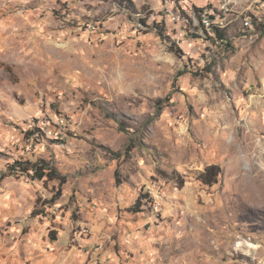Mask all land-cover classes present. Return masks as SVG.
Instances as JSON below:
<instances>
[{"label":"rangeland","instance_id":"rangeland-1","mask_svg":"<svg viewBox=\"0 0 264 264\" xmlns=\"http://www.w3.org/2000/svg\"><path fill=\"white\" fill-rule=\"evenodd\" d=\"M174 1L0 0V264H264V0Z\"/></svg>","mask_w":264,"mask_h":264},{"label":"trees","instance_id":"trees-1","mask_svg":"<svg viewBox=\"0 0 264 264\" xmlns=\"http://www.w3.org/2000/svg\"><path fill=\"white\" fill-rule=\"evenodd\" d=\"M119 5L122 8H126L131 12L137 13V8L133 0H118ZM184 15L187 17H190L189 11H193L194 14H196L200 22L202 24V27L204 30L208 32V34L213 31L215 36H210L211 38L215 40H225V29L217 26V24L214 23V20L210 26V29H207L205 24L203 23V15L206 14V16L210 17V19H215L217 12L208 11L205 8L198 7V6H187V7H181ZM146 23V21H144ZM153 28L158 32V34L162 37V39L169 43L171 41V37L167 34L166 27L164 23L155 22L153 25ZM170 49L176 53H181V50L176 47V45H170ZM43 133L46 135L43 128L36 126L33 128L31 132V136L36 135L37 133ZM10 174H28L30 175L31 179H37V180H46V181H54L59 180L60 186L66 183V177L61 173L60 169L52 162L46 160V159H39L37 161H15L12 165H10ZM221 167L217 164H212L206 167V169L201 173L200 179L203 183L207 185H213L217 182V179L219 175L221 174ZM59 195H61V189L59 190ZM59 197V196H58ZM58 197H54L51 199L52 203L57 200ZM56 239V238H54Z\"/></svg>","mask_w":264,"mask_h":264},{"label":"bare ground","instance_id":"bare-ground-1","mask_svg":"<svg viewBox=\"0 0 264 264\" xmlns=\"http://www.w3.org/2000/svg\"><path fill=\"white\" fill-rule=\"evenodd\" d=\"M166 3V2H165ZM184 4V0H175L174 1V5L175 4ZM166 4H168V3H166ZM170 4V3H169ZM184 14H183V11L180 13V14H178V16L175 18V10H168L167 12H166V14H165V19H166V21L167 22H170L171 20H174L175 19V24L174 25H176V24H178V23H180L181 21H183V19H184V16H183ZM208 17V16H207ZM184 22V21H183ZM182 22V23H183ZM186 22V21H185ZM203 22H205V23H207L208 25H210L211 26V24H212V22H213V20H211L210 18H207V19H204L203 18ZM204 23V24H205ZM214 23L215 24H217V26H219V27H221V28H224V27H226L228 24L225 22V20H220L219 22H217L216 23V21L214 20ZM247 23L250 25V23H253V20H248L247 21ZM182 25V24H181ZM225 29V28H224ZM180 39V38H179ZM45 128V127H44Z\"/></svg>","mask_w":264,"mask_h":264},{"label":"built area","instance_id":"built-area-1","mask_svg":"<svg viewBox=\"0 0 264 264\" xmlns=\"http://www.w3.org/2000/svg\"><path fill=\"white\" fill-rule=\"evenodd\" d=\"M187 6H190V0H184V4H175V7H172V6H169L168 4H165L164 5V10L165 12H167L168 10H175V18L178 16V14H180L182 12V9L181 7H187ZM168 23H171V24H175V19L174 20H171L170 22ZM45 131L51 135L53 133V130L52 129H45Z\"/></svg>","mask_w":264,"mask_h":264}]
</instances>
